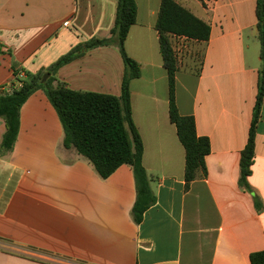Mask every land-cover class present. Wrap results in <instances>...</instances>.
Here are the masks:
<instances>
[{"label":"crops","instance_id":"0c3cea01","mask_svg":"<svg viewBox=\"0 0 264 264\" xmlns=\"http://www.w3.org/2000/svg\"><path fill=\"white\" fill-rule=\"evenodd\" d=\"M135 1L124 48L140 67L130 104L154 205L135 224L130 167L102 179L65 149L56 111L37 91L20 109L12 150H0V264H250V254L264 251V99L248 190L239 185L261 68L257 0H176L210 28L206 42L182 37L173 49L176 107L210 143L206 174L187 189L155 29L161 0ZM115 7L116 0H0V90L13 80L12 62L37 74L78 44L107 36ZM184 41L190 50L178 52ZM123 73L117 47L106 46L55 78L70 90L120 96ZM4 132L0 118V143Z\"/></svg>","mask_w":264,"mask_h":264},{"label":"trees","instance_id":"16d2710c","mask_svg":"<svg viewBox=\"0 0 264 264\" xmlns=\"http://www.w3.org/2000/svg\"><path fill=\"white\" fill-rule=\"evenodd\" d=\"M136 16L135 0H116L114 21L107 36L94 37L78 44L37 74L24 73L16 62H12L13 80L6 90H0V118L5 125L0 150L1 153L12 150L18 136L22 105L31 95L42 91L55 109L62 126V145L65 149H74L102 179L108 178L122 165L130 167L136 193L130 213L133 222L139 224L144 212L154 205L156 198L151 188V178L142 164L143 144L132 119L130 104V82L139 77L140 67L127 56L124 43L130 27L136 22ZM255 16L261 68L248 141L239 162V185L244 190H248L247 178L254 159L255 126L264 99V0H257ZM155 29L168 76L170 121L176 128V135L185 152L184 181L187 189L191 182L205 176V158L210 153V143L206 137L197 136L194 118L180 115L176 107L178 62L172 38L206 42L210 28L176 0H161ZM106 46L117 47L124 63L120 96L70 90L55 78L58 69L84 52ZM44 74L49 76L42 82ZM249 262L264 264V251L250 254Z\"/></svg>","mask_w":264,"mask_h":264},{"label":"rangeland","instance_id":"374dc122","mask_svg":"<svg viewBox=\"0 0 264 264\" xmlns=\"http://www.w3.org/2000/svg\"><path fill=\"white\" fill-rule=\"evenodd\" d=\"M179 1H181V0H179ZM190 47H191V44L189 42L184 41V42H182V48H183V49H181L182 51H178V52H181V53H183L184 51L188 52L190 50ZM196 53L199 54V50H197Z\"/></svg>","mask_w":264,"mask_h":264},{"label":"built area","instance_id":"2783aa9c","mask_svg":"<svg viewBox=\"0 0 264 264\" xmlns=\"http://www.w3.org/2000/svg\"><path fill=\"white\" fill-rule=\"evenodd\" d=\"M67 24H68V22H65L63 25L66 26ZM181 38H182V37H173V38H172V40H174V41L177 42V43L175 42V44L173 45V49H174V50L178 48L177 45L180 46L178 42H179V40H180ZM175 51H176V50H175Z\"/></svg>","mask_w":264,"mask_h":264},{"label":"water","instance_id":"95a60500","mask_svg":"<svg viewBox=\"0 0 264 264\" xmlns=\"http://www.w3.org/2000/svg\"><path fill=\"white\" fill-rule=\"evenodd\" d=\"M49 74H44L42 77V82H45L48 78Z\"/></svg>","mask_w":264,"mask_h":264}]
</instances>
